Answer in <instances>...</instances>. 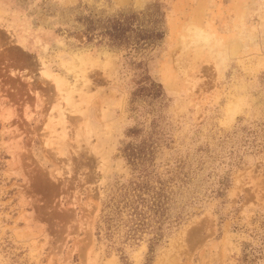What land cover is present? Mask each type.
Here are the masks:
<instances>
[{
    "label": "rangeland",
    "instance_id": "obj_1",
    "mask_svg": "<svg viewBox=\"0 0 264 264\" xmlns=\"http://www.w3.org/2000/svg\"><path fill=\"white\" fill-rule=\"evenodd\" d=\"M0 264H264V0H0Z\"/></svg>",
    "mask_w": 264,
    "mask_h": 264
},
{
    "label": "trees",
    "instance_id": "obj_2",
    "mask_svg": "<svg viewBox=\"0 0 264 264\" xmlns=\"http://www.w3.org/2000/svg\"><path fill=\"white\" fill-rule=\"evenodd\" d=\"M125 29L123 28V25H121V24H116V25H114V27H113V33H116L115 34V37H117V34L119 33V32H122V31H124ZM112 36H113V34H112ZM150 251H152V247L150 248Z\"/></svg>",
    "mask_w": 264,
    "mask_h": 264
}]
</instances>
